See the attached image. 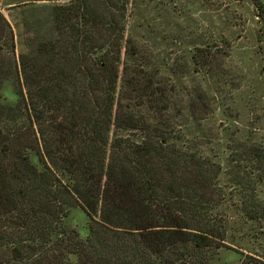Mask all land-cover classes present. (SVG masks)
Returning a JSON list of instances; mask_svg holds the SVG:
<instances>
[{
	"label": "trees",
	"instance_id": "1",
	"mask_svg": "<svg viewBox=\"0 0 264 264\" xmlns=\"http://www.w3.org/2000/svg\"><path fill=\"white\" fill-rule=\"evenodd\" d=\"M50 1L18 58L0 14V264H212L241 223L264 236V142L190 137L126 37L134 0Z\"/></svg>",
	"mask_w": 264,
	"mask_h": 264
},
{
	"label": "rangeland",
	"instance_id": "2",
	"mask_svg": "<svg viewBox=\"0 0 264 264\" xmlns=\"http://www.w3.org/2000/svg\"><path fill=\"white\" fill-rule=\"evenodd\" d=\"M134 1L126 37L140 44L150 69L174 86L170 113L186 120L190 137H208L213 144L206 150L214 152H225L233 141L264 142V0H259L260 8L253 0ZM50 3L0 0V14L13 32L12 57L25 53L27 40L35 37L33 29L46 24L49 12L44 8ZM42 29L48 34L49 26ZM8 44L0 26V49L6 60ZM196 48L208 53L201 58L204 66L198 64L199 56L193 60L201 53ZM12 85L10 81L4 88L14 101ZM191 99L193 112L188 109ZM66 225L83 239L88 235V218L80 209L72 210ZM231 233L234 242L212 264H264L260 232L241 223Z\"/></svg>",
	"mask_w": 264,
	"mask_h": 264
},
{
	"label": "built area",
	"instance_id": "3",
	"mask_svg": "<svg viewBox=\"0 0 264 264\" xmlns=\"http://www.w3.org/2000/svg\"><path fill=\"white\" fill-rule=\"evenodd\" d=\"M263 18H264V15H263Z\"/></svg>",
	"mask_w": 264,
	"mask_h": 264
}]
</instances>
